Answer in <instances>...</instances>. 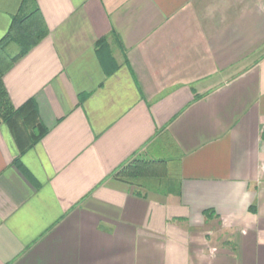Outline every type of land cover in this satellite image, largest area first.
Wrapping results in <instances>:
<instances>
[{
	"label": "crops",
	"instance_id": "1",
	"mask_svg": "<svg viewBox=\"0 0 264 264\" xmlns=\"http://www.w3.org/2000/svg\"><path fill=\"white\" fill-rule=\"evenodd\" d=\"M37 2L49 34L3 77L26 108L0 123V264H264V0ZM157 133L178 195L106 180Z\"/></svg>",
	"mask_w": 264,
	"mask_h": 264
},
{
	"label": "trees",
	"instance_id": "2",
	"mask_svg": "<svg viewBox=\"0 0 264 264\" xmlns=\"http://www.w3.org/2000/svg\"><path fill=\"white\" fill-rule=\"evenodd\" d=\"M11 11V27L0 41V123L11 122L15 117L21 115L26 108V105L18 109L14 108L3 83L4 75L49 34L37 0H20ZM38 128H41L42 131L40 132ZM34 129V133L31 134L32 146L47 133V128L43 127L41 123ZM162 142L170 144L166 135L157 133L145 150ZM168 145L166 146L168 147ZM170 148L171 146L168 147L169 151ZM144 152L139 151L132 155L115 169L106 180L122 182L137 195H178L181 188L179 157L175 152H172L169 158H151ZM210 213L212 212H205L206 215Z\"/></svg>",
	"mask_w": 264,
	"mask_h": 264
},
{
	"label": "rangeland",
	"instance_id": "3",
	"mask_svg": "<svg viewBox=\"0 0 264 264\" xmlns=\"http://www.w3.org/2000/svg\"><path fill=\"white\" fill-rule=\"evenodd\" d=\"M20 0H12L11 1V5L12 8L19 2ZM168 145L166 142H162V143H158V144H154L151 147L147 148V150H145L144 154H147L149 157L151 158H169L170 155H172V153L170 154L168 151V147L171 146V143L168 145V147L166 146ZM166 147V149H165Z\"/></svg>",
	"mask_w": 264,
	"mask_h": 264
}]
</instances>
